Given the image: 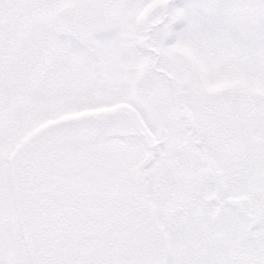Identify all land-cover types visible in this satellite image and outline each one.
Returning <instances> with one entry per match:
<instances>
[{
	"label": "snow or ice",
	"instance_id": "snow-or-ice-1",
	"mask_svg": "<svg viewBox=\"0 0 264 264\" xmlns=\"http://www.w3.org/2000/svg\"><path fill=\"white\" fill-rule=\"evenodd\" d=\"M0 264H264V0H0Z\"/></svg>",
	"mask_w": 264,
	"mask_h": 264
}]
</instances>
